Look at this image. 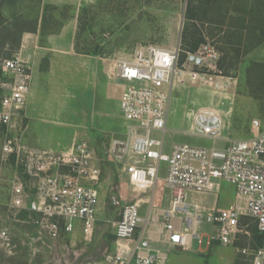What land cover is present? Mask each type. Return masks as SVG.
<instances>
[{
  "label": "built area",
  "instance_id": "obj_1",
  "mask_svg": "<svg viewBox=\"0 0 264 264\" xmlns=\"http://www.w3.org/2000/svg\"><path fill=\"white\" fill-rule=\"evenodd\" d=\"M180 50L179 45L146 44L136 47L130 57L115 59L113 75L124 81L119 108L126 127L122 137L111 141L108 152L121 165L135 195L119 212L111 252L87 264H165L166 253L154 245L157 241L190 250L192 240H200L205 235L203 226L208 224L210 241L233 245L241 232L249 235L246 227L250 222L256 224L261 244L251 250L245 246L239 252L250 254L251 264H264V122L252 119L251 135L233 138L221 134L223 110L203 106L190 113L188 132L211 139L212 145L173 142L169 152L163 151L173 88L187 80L211 84L210 70L219 57L209 40L188 52L181 65ZM31 71L29 58L20 50L0 55V129L4 131L15 126L25 110ZM226 82L218 83L217 88ZM154 131H160L161 137H154ZM3 154H17V159L21 155L22 172L33 188L32 192L26 190L15 172L6 207L0 206V253L13 254L16 246L8 222L22 209L32 207L40 215L37 238L43 242H58L60 231L77 228L85 238L91 237L97 220L101 160L89 139L79 138L61 150L25 147L8 139ZM161 161L167 163L164 178L159 177ZM222 179L233 183L236 193L228 207L218 208L216 193ZM160 181L168 202L157 209L153 200ZM210 193H215L212 206L202 200ZM146 203L143 217L139 210ZM153 225L155 231H151ZM0 264L5 263L0 260Z\"/></svg>",
  "mask_w": 264,
  "mask_h": 264
},
{
  "label": "rangeland",
  "instance_id": "obj_2",
  "mask_svg": "<svg viewBox=\"0 0 264 264\" xmlns=\"http://www.w3.org/2000/svg\"><path fill=\"white\" fill-rule=\"evenodd\" d=\"M79 1L81 5L78 11L75 50L84 54L94 53L93 56L98 61V71L105 69V64H108L106 69L113 75L115 59L130 57L136 47L146 44L165 48L179 45V65L186 61L189 52L187 49L195 41H199V47L209 40L219 54L215 68L210 70L213 77L211 84L205 86L187 80L173 88L164 133V152H169L173 142L212 145L211 139L199 138L188 132L190 113L203 106H214L223 110L224 128L221 134L233 138L249 137L252 119L258 118L264 122V0ZM37 8L38 2L35 0H0V55L8 56L20 48L19 39L25 28L24 23L35 17ZM17 10L19 13L13 16V12ZM49 11L51 23L55 27L59 21L61 24L68 17V10L62 7L57 9L50 6ZM54 13L57 15L55 19ZM10 31L13 32L12 35H8ZM11 37L16 39V44L11 45ZM24 53L23 57H27ZM225 80L227 85L217 88V84ZM106 82L110 98H117L122 90L117 86L115 78L111 77ZM110 114L119 119H111V124L114 123L117 134L122 136L125 131L122 114H118L116 108ZM63 117L64 115H60V128L67 125V122L61 120ZM29 120L22 114L15 126L6 131L0 129V206L3 208L8 202L15 172L25 183L26 190L32 192L33 188L31 179L22 172L21 155L18 156L19 159L17 154L4 157L5 141L10 139L21 146L41 148L33 140L40 132L50 140L53 136H56L55 139H67L68 129H58L57 124L58 127L48 121L41 123ZM82 130L81 134L88 135L93 141L101 160L97 220L91 237L85 238L83 232L77 228L69 233L60 231L58 242H43L37 238L41 227L39 213L33 207L22 209L8 222L11 224L12 240L16 247L10 256L0 253L3 263L87 264L103 258L113 249L114 224L124 202L129 201L135 191L126 180L121 165L109 156L108 149L113 133L92 129L90 122ZM153 136L160 138L161 132L154 131ZM72 141L73 137L69 139V145ZM221 143L217 141V144ZM43 148L60 150L64 147L55 144L45 145ZM166 171L167 163L161 161L159 177L164 178ZM162 182L157 184L153 200L157 209L168 202L167 190L163 189ZM235 193L236 187L233 183L220 180L219 191L216 193L218 208L228 207L234 201ZM214 196L215 193L208 194L206 201L212 202ZM29 206H33L32 201ZM147 210L148 204H143L139 214L145 217ZM254 227L256 224L250 222L246 227L249 235L241 232L233 245L210 241L207 235L211 233V226L208 224L202 229L205 235L200 240H192L190 250L167 247L162 241H157L154 245L166 253L165 264H251V255L242 254L239 249L246 246L251 250L256 244L257 237L252 232ZM155 229L156 226L153 225L151 231Z\"/></svg>",
  "mask_w": 264,
  "mask_h": 264
},
{
  "label": "crops",
  "instance_id": "obj_3",
  "mask_svg": "<svg viewBox=\"0 0 264 264\" xmlns=\"http://www.w3.org/2000/svg\"><path fill=\"white\" fill-rule=\"evenodd\" d=\"M35 1L38 2L37 14L34 18L27 20V24L24 23L25 28L19 39L20 48L18 50L25 52L32 68L30 93L22 114L30 119V122L32 120L41 123L48 121L56 127L59 126L58 129H68V132L66 140L55 139L56 136L50 140L45 138L41 132L32 139L37 145L40 144L41 148L45 145L56 144L64 147L60 148L61 150L68 148L79 138H87L95 148L90 137L81 134L82 128L88 127L89 122L92 129L113 133L112 140L122 137L125 131L120 136L114 129V123L111 124L112 120L118 121L119 119L110 114V111L116 108L118 114L121 115L119 103L122 91L117 98H110L106 80L114 77L120 90L123 89L124 81L108 72L106 69L108 64H105V69L98 71V61L93 56L94 54H84L75 50L80 1ZM50 6L68 10V17L62 20L61 24L59 21L57 27L51 23ZM56 17L54 13L53 18ZM111 104L114 106L111 107ZM60 115H64L61 120L67 122L64 128H60ZM123 123L126 127L125 120ZM71 137L73 141L69 145ZM202 200L203 204L208 206L214 203V200L206 201V197Z\"/></svg>",
  "mask_w": 264,
  "mask_h": 264
},
{
  "label": "trees",
  "instance_id": "obj_4",
  "mask_svg": "<svg viewBox=\"0 0 264 264\" xmlns=\"http://www.w3.org/2000/svg\"><path fill=\"white\" fill-rule=\"evenodd\" d=\"M17 13H19V10H17V11H14L13 12V16H14V14H17ZM18 16H20L19 14H18ZM19 25V24H18ZM20 27H21V24L19 25ZM13 34V32L12 31H10L9 33H8V35H12ZM12 38V37H11ZM14 38V37H13ZM10 39L11 41V45H14V42L15 43H17V41H15L16 39ZM19 38V37H18ZM198 44H199V41H195V42H192L190 45H189V47H188V51L189 52H193L197 47H198ZM90 54H94V53H90ZM252 232L254 233V234H256V237H257V242H256V244L254 245V248H256L257 246H259L260 244H261V234L260 233H258L257 232V229H256V227H254V229H252Z\"/></svg>",
  "mask_w": 264,
  "mask_h": 264
},
{
  "label": "water",
  "instance_id": "obj_5",
  "mask_svg": "<svg viewBox=\"0 0 264 264\" xmlns=\"http://www.w3.org/2000/svg\"><path fill=\"white\" fill-rule=\"evenodd\" d=\"M190 58H191V59H194V56H191ZM195 60H196V62H198V63L200 62V59H199V58H196Z\"/></svg>",
  "mask_w": 264,
  "mask_h": 264
}]
</instances>
